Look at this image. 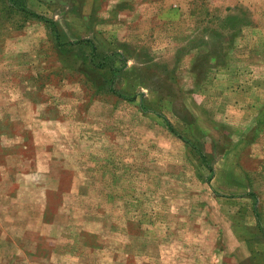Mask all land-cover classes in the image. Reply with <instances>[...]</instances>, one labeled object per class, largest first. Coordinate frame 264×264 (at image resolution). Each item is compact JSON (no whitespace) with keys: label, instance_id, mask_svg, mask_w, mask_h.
Returning <instances> with one entry per match:
<instances>
[{"label":"rangeland","instance_id":"1","mask_svg":"<svg viewBox=\"0 0 264 264\" xmlns=\"http://www.w3.org/2000/svg\"><path fill=\"white\" fill-rule=\"evenodd\" d=\"M0 264H264V0H0Z\"/></svg>","mask_w":264,"mask_h":264},{"label":"trees","instance_id":"2","mask_svg":"<svg viewBox=\"0 0 264 264\" xmlns=\"http://www.w3.org/2000/svg\"><path fill=\"white\" fill-rule=\"evenodd\" d=\"M52 26H53L56 41L60 42L61 45H64V43L61 42L59 39L61 33H60V30L58 29V25L54 21H52ZM96 50H97L96 47H92V50H91L92 51L91 52L92 57L90 56L91 57L90 58L91 63H94L96 66H98L101 69H104V68L110 66L108 68L107 73H106V75H108V78H107L106 82L101 84L102 89L104 87H108V89L114 94L121 93L120 90L116 89L115 83H114V79L118 73V68H116L115 66L111 65L108 62L109 59H111V58L115 59L116 56H120V54H119L120 52H113V54L104 53L103 56L101 57V60H98V62H96L97 58H99V56H97V58H96V55H95L97 52ZM124 97L126 98V95ZM127 98H129V96H127ZM130 99H133V98H129V100ZM175 131H177V130H175ZM185 139L188 143H190V145H194V148L198 151V153L201 155V157H205V155L202 152V149L199 146H197V144L192 139H190V140H188L187 138H185ZM249 195L252 196L253 194L250 193Z\"/></svg>","mask_w":264,"mask_h":264}]
</instances>
